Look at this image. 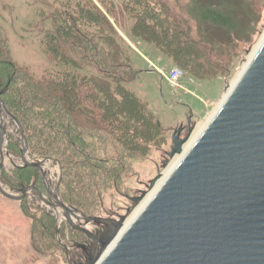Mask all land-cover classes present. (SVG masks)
Returning a JSON list of instances; mask_svg holds the SVG:
<instances>
[{"label": "trees", "instance_id": "16d2710c", "mask_svg": "<svg viewBox=\"0 0 264 264\" xmlns=\"http://www.w3.org/2000/svg\"><path fill=\"white\" fill-rule=\"evenodd\" d=\"M97 1L41 0L45 9L36 26L44 30V53L69 70L63 74L38 78L17 64L0 25V98L25 131L27 158L45 169L51 161L60 167L51 186H59L61 201L87 217L116 219L115 198L136 203L130 196L134 165L167 143L157 116L128 87L139 77L132 42L155 46L195 81L226 79L261 36L264 0ZM120 16L131 21V44L118 32ZM87 69L99 75L81 74ZM3 116L0 110L11 166L4 165L1 185L12 194L43 187L41 171L23 163L21 132ZM20 205L31 221L34 252L56 264L63 253L56 219L36 197ZM61 236L77 246L72 259L82 264L89 238L72 226H63Z\"/></svg>", "mask_w": 264, "mask_h": 264}, {"label": "water", "instance_id": "95a60500", "mask_svg": "<svg viewBox=\"0 0 264 264\" xmlns=\"http://www.w3.org/2000/svg\"><path fill=\"white\" fill-rule=\"evenodd\" d=\"M0 110L21 132L25 167L40 170L44 181L43 187L28 188L22 195L8 193L0 183V194L23 202L41 192L49 204L56 202L72 227L95 243L85 248V264H264V41L236 84L228 85L195 143L186 149L194 133L191 120L185 138L182 128L174 133L168 156H181V161L129 225L125 217H87L65 205L59 186H49L43 164L27 158L25 131L1 98ZM0 130L1 175L8 156L2 122ZM162 178L154 179L148 190ZM54 217L59 238L61 222ZM71 217L81 225L75 226ZM82 224L104 226L105 233L95 235Z\"/></svg>", "mask_w": 264, "mask_h": 264}, {"label": "rangeland", "instance_id": "374dc122", "mask_svg": "<svg viewBox=\"0 0 264 264\" xmlns=\"http://www.w3.org/2000/svg\"><path fill=\"white\" fill-rule=\"evenodd\" d=\"M94 1L98 2L97 0ZM113 1L116 2L117 0ZM43 9L45 8L41 0H0V25L8 39L13 60L20 66L28 67L38 78L49 73L63 74L69 72L59 64L51 62L44 53V30L41 29V26H36L40 22V12ZM112 22L115 21L112 20ZM130 25L131 21L127 16L118 18V32L127 42L131 41L129 39ZM43 27L45 29L50 28L51 22L45 23ZM263 36L264 29L256 44L241 57L232 75L226 79L219 77L206 81L194 80L191 83L188 79L189 75L185 72L188 77L182 82L186 85L187 92L175 91L158 71L160 68L170 72L177 67L168 56L151 44L136 40H134L135 42L131 41L136 50L134 66L139 71V77L128 84V87L147 103L149 109L157 116L159 123L166 130L167 136V143L162 149H153L144 161L134 165L136 176L130 184L132 188L130 196L133 200L142 197L144 192H147L146 198L152 192L148 188L154 179L159 175L164 177L167 169L178 156L173 158L168 156L172 152L174 133L183 127H187L189 120L194 127V132L207 121L216 110L215 108L220 105L222 101L220 99L226 92L228 85L232 86L243 72L245 64ZM81 74L99 75L93 69L84 70ZM188 133L185 132L183 138ZM6 143L5 140V152ZM4 165L8 168L11 166L10 157H6ZM45 167L49 172V186L52 188L51 184L55 186L61 170L59 166H54L52 161L47 162ZM35 197L40 200L41 207H44L53 216L56 214L61 222L60 236L57 238L60 239L59 242L61 241L63 257L58 256L59 262L56 264H69L70 261L74 264L71 251L77 246L67 244L61 236L62 227L72 225L67 221L68 219L59 206L53 207L56 202L49 204L48 198L43 193L31 197V199ZM144 199L135 201L136 203L133 204L129 199L115 198L119 204V208H115V210L120 217L123 216L128 221ZM20 203L10 201L0 194V264H53L50 258L39 256L34 252L31 244V221L23 212ZM120 217L116 219L119 220ZM70 221L75 226L80 225L73 217ZM82 226L95 235L105 233L104 226L98 224H82ZM89 240L91 241L90 248L95 247V243L90 238ZM87 258L88 253L82 264H85Z\"/></svg>", "mask_w": 264, "mask_h": 264}, {"label": "bare ground", "instance_id": "6f19581e", "mask_svg": "<svg viewBox=\"0 0 264 264\" xmlns=\"http://www.w3.org/2000/svg\"><path fill=\"white\" fill-rule=\"evenodd\" d=\"M264 41V36H263V38L261 39V42L257 45V47L255 48V50L253 51V53L250 55V58H249V60L247 61V63L245 64V67H244V70H245V68L247 67V65H248V63H249V61L254 57V55L256 54V52H257V50L259 49V47L261 46V44H262V42ZM243 70V71H244ZM243 73V72H242ZM242 73L238 76V78H237V80L240 78V76L242 75ZM237 80L233 83V85H235L236 84V82H237ZM232 85V86H233ZM218 106V105H217ZM219 107H220V105L217 107V108H215L216 110L214 111V113L213 114H211L210 116H209V118L207 119V121L204 123V124H202L200 127H198L196 130H195V132H194V134H193V136H192V138H191V140H190V142L187 144V146H186V149L187 148H189V147H191L194 143H195V141L198 139V137L201 135V133L204 131V129L206 128V126L209 124V122L212 120V118H213V116L216 114V112L218 111V109H219ZM5 120H6V116H5V114H4V116H3V121L5 122ZM181 156H177L176 158H175V160L171 163V165L169 166V168L167 169V171H166V173H165V175H164V177L162 178V180L157 184V187L144 199V201H143V203L139 206V208L135 211V213L133 214V216L127 221V225H129L131 222H133V220L135 219V218H137V216L140 214V212L145 208V206L149 203V201L152 199V197L154 196V194L156 193V190L159 188V186H160V184H162V182L164 181V179L165 178H167L170 174H171V172L176 168V166L179 164V162L181 161ZM41 192H38V194H40ZM53 207H58V204L57 203H55L54 205H53ZM55 209H57V208H55ZM57 212H59L58 210H57Z\"/></svg>", "mask_w": 264, "mask_h": 264}, {"label": "built area", "instance_id": "2783aa9c", "mask_svg": "<svg viewBox=\"0 0 264 264\" xmlns=\"http://www.w3.org/2000/svg\"><path fill=\"white\" fill-rule=\"evenodd\" d=\"M158 71L161 73L162 77L170 84V86L175 89V91H185L187 92L186 85L182 82L183 79L188 77V75L180 68H175L170 72H166L163 69H158ZM189 81L191 83L194 82V80L190 77H188ZM81 225V224H80Z\"/></svg>", "mask_w": 264, "mask_h": 264}, {"label": "flooded vegetation", "instance_id": "af4514ba", "mask_svg": "<svg viewBox=\"0 0 264 264\" xmlns=\"http://www.w3.org/2000/svg\"><path fill=\"white\" fill-rule=\"evenodd\" d=\"M191 126H192V125H191ZM185 132H187V133L189 132V126H188V125H187V127H183V128H182V132H181V137H182V138H183V135H184Z\"/></svg>", "mask_w": 264, "mask_h": 264}, {"label": "crops", "instance_id": "0c3cea01", "mask_svg": "<svg viewBox=\"0 0 264 264\" xmlns=\"http://www.w3.org/2000/svg\"><path fill=\"white\" fill-rule=\"evenodd\" d=\"M132 47H134L135 48V46L134 45H132ZM182 91V90H181ZM225 94H226V92H224L223 93V95H222V97H221V99L220 100H222L223 99V97L225 96Z\"/></svg>", "mask_w": 264, "mask_h": 264}]
</instances>
